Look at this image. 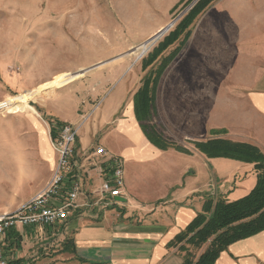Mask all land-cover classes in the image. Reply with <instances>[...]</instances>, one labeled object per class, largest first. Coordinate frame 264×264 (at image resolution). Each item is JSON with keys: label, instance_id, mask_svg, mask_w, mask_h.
<instances>
[{"label": "crops", "instance_id": "obj_1", "mask_svg": "<svg viewBox=\"0 0 264 264\" xmlns=\"http://www.w3.org/2000/svg\"><path fill=\"white\" fill-rule=\"evenodd\" d=\"M142 1H150L163 10L166 20L158 34L173 23L172 17L183 12L181 7L186 0ZM140 9L145 15L146 9ZM171 29L163 40L175 30ZM190 31L186 43L181 37L148 69L159 67L171 56L157 88V103L168 87L169 95L175 99L180 95L186 97L188 106L200 87L207 118L198 136L203 139L211 129L225 130L231 141L255 145L264 152V0H216ZM163 40L143 59L142 71L144 62L159 53ZM178 47L180 51L175 52ZM125 57L95 63L104 66L95 67L98 73L92 78L99 79L101 73L104 78L100 85L107 88L99 107L80 114L73 95L76 82L56 88L58 96L45 106V113L51 117L49 134L55 133L57 125L79 128L74 169L79 175L81 194L65 223L52 228H16L0 239L14 263L183 264L178 248H169V244L202 212L205 195L210 193L234 202L256 187L254 165L209 159L186 147L189 155L155 147L143 132L135 111L134 98L142 87L125 105L128 86L123 77L127 65L112 67L105 74L102 70ZM115 90L116 94L111 96ZM98 146L104 147L109 156L121 159L124 165L129 161L137 167L127 181L124 170L123 202L109 196L101 199L96 193L105 179L100 174L103 161L93 155ZM45 155L53 168L58 156L49 152ZM179 155L181 164L177 162ZM162 160L166 163L162 164ZM142 166L152 170L146 171ZM41 179L40 190L50 180L46 181L44 176ZM216 264H264V231L232 244Z\"/></svg>", "mask_w": 264, "mask_h": 264}, {"label": "rangeland", "instance_id": "obj_2", "mask_svg": "<svg viewBox=\"0 0 264 264\" xmlns=\"http://www.w3.org/2000/svg\"><path fill=\"white\" fill-rule=\"evenodd\" d=\"M200 2L186 0L181 7L183 12L188 9L184 17ZM140 8L146 9L145 15ZM162 13L161 8L150 1L144 4L142 0H0V102L11 107L21 99L34 110L18 103L14 110L9 107L0 113V212H14L33 198L43 187L41 178L50 179L56 167L54 164L52 168V161L47 160L45 154L49 152L53 157L55 154L59 157L53 147V135L48 133L51 117L45 113V106L54 102L59 91H45L30 99L27 94L56 74L83 72L77 80L63 83L60 88L76 82L74 99L80 114H87L89 108L102 104L107 90L106 86L100 85L104 78L101 73L99 79L92 78L95 72L98 73L95 67L104 66L95 63L109 59L103 62L108 63L110 58L126 56L123 61L102 70L105 74L112 67L127 65L123 83L128 86L125 105H129L149 72L142 71L143 59L163 38L150 45L139 60L131 51L157 35L166 20ZM181 88L185 89V86ZM198 90L192 98L193 103L189 102L187 106L186 97L180 95L175 99L169 95L167 87L166 96L156 103L152 122L168 142L195 153L198 151L193 142L216 138L212 132L221 131L211 129L203 139L198 136L207 118V114H203L200 87ZM217 137L230 140L228 134ZM181 158L179 155L178 164H181ZM55 160L58 162L57 158ZM165 163L162 160V164ZM136 168L126 162V181ZM142 169L152 170L149 166H142Z\"/></svg>", "mask_w": 264, "mask_h": 264}, {"label": "trees", "instance_id": "obj_3", "mask_svg": "<svg viewBox=\"0 0 264 264\" xmlns=\"http://www.w3.org/2000/svg\"><path fill=\"white\" fill-rule=\"evenodd\" d=\"M214 1L216 0H201L163 40L159 53L151 55L144 62L143 70H148L159 55L181 37L184 36L183 44L186 43L191 26ZM180 49L181 47H178L175 52ZM170 57L164 59L157 69L152 67L149 70L142 88L135 95V111L143 132L155 147L163 151L175 149L189 155L188 149L168 142L152 124L157 109V88L162 74L169 65ZM225 134H227L225 130L214 131L212 136L216 138L193 144L209 159H230L254 165L257 184L249 195L234 202L218 199L210 193L205 195L206 201L202 212L169 244V248H178L183 264H216L221 254L232 244L264 231V152L255 145L217 137Z\"/></svg>", "mask_w": 264, "mask_h": 264}, {"label": "built area", "instance_id": "obj_4", "mask_svg": "<svg viewBox=\"0 0 264 264\" xmlns=\"http://www.w3.org/2000/svg\"><path fill=\"white\" fill-rule=\"evenodd\" d=\"M6 102H0V113L6 111ZM53 147L59 154L55 170L46 184L32 199L14 212H0V239L16 228H52L65 223L76 207L81 194L79 175L74 169L75 144L79 128L71 125L55 126ZM94 157L103 161L101 173L105 179L96 192L101 199L107 196L117 199L124 195V164L121 159L109 156L106 149L98 146ZM68 185L69 188L64 187ZM0 264H16L0 243Z\"/></svg>", "mask_w": 264, "mask_h": 264}, {"label": "bare ground", "instance_id": "obj_5", "mask_svg": "<svg viewBox=\"0 0 264 264\" xmlns=\"http://www.w3.org/2000/svg\"><path fill=\"white\" fill-rule=\"evenodd\" d=\"M171 25V24H170ZM169 25V26H170ZM166 29V28H165ZM164 29V30H165ZM156 36V35H155ZM155 36L150 38L149 40H147L146 42L140 44L139 46H135V48L131 51L132 54L138 56L139 58L145 54L147 51H148V48H151L149 47L150 45H152L154 43L153 39H155ZM126 55V54H125ZM123 57V55H122ZM91 70V69H90ZM89 71V70H88ZM87 72V71H86ZM83 72H79V73H76V74H68V73H62V74H59L57 76L54 77L53 80L49 81V82H45L43 84H41L35 91H32V92H29L27 94V98L30 99V98H33V96L37 95V94H42L43 92L45 91H51V90H55L56 88L60 87L63 83H66L70 80H74V79H78L81 75H82ZM166 96V95H165ZM171 98V97H170ZM163 100V99H162ZM174 100V99H173ZM167 101V100H166ZM180 101V100H179ZM8 102V101H7ZM18 103H21L24 107H28L30 110H33L32 107H30L28 105V102L27 101H24V100H21V99H17L15 101V105L14 106H9L8 103V108L10 107L13 108V110L15 108H17L16 106L18 105ZM167 103V102H166ZM165 103V105H166ZM21 105V106H22ZM181 106V105H180ZM164 107V106H163ZM34 111V110H33ZM177 111V110H175ZM179 111V110H178ZM12 112H18V111H12ZM166 112V111H165ZM172 113V112H171ZM176 113V112H175ZM174 115V114H173ZM174 117V116H173ZM170 118V117H169ZM19 158V157H18ZM18 160V159H17ZM19 161V160H18ZM25 174V173H24Z\"/></svg>", "mask_w": 264, "mask_h": 264}, {"label": "water", "instance_id": "obj_6", "mask_svg": "<svg viewBox=\"0 0 264 264\" xmlns=\"http://www.w3.org/2000/svg\"><path fill=\"white\" fill-rule=\"evenodd\" d=\"M188 10V9H187ZM187 10H185L183 13H181L174 21H173V23L170 25V26H168L165 30H162L161 32H159L156 36H155V39H153V41L155 42V41H157V40H159V39H161L174 25H175V23H177L185 14H186V12H187ZM117 201H121V202H123V201H125L124 199H122V198H117L116 199Z\"/></svg>", "mask_w": 264, "mask_h": 264}]
</instances>
